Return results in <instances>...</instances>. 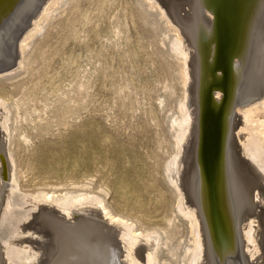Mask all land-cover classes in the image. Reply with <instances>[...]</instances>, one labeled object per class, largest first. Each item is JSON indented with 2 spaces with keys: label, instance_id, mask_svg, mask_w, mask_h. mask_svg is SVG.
I'll use <instances>...</instances> for the list:
<instances>
[{
  "label": "rangeland",
  "instance_id": "374dc122",
  "mask_svg": "<svg viewBox=\"0 0 264 264\" xmlns=\"http://www.w3.org/2000/svg\"><path fill=\"white\" fill-rule=\"evenodd\" d=\"M168 1L172 5H169ZM171 1L167 0L161 6L162 4L156 0H58L40 21L41 30L34 32L28 37L30 39L26 40V46L23 48L25 50L23 52L18 50L22 61L19 67L16 62L9 59L10 45L6 37L8 29L2 30V25L0 26V125L3 124L6 128L0 126V141L2 140L0 143L4 142L5 149L1 157L10 154L8 159L0 158V182L7 186L16 185L9 199L11 212L15 218L12 219L13 226L10 225L5 230L0 229L1 249L4 248L5 241L8 244L22 240V236H17L19 231L16 228L23 225V220L29 222L34 218L33 222L36 220L37 223L40 219H44L43 221H50L47 223L50 226L48 229L52 227L49 231L54 230L52 232L59 233L61 230L63 233V230L69 228L68 231L65 230L67 234L63 235H68L69 239L72 236L71 246L74 252L76 251L74 257H78L79 263L87 264L89 260V264H94V261L103 264L108 258L109 262L116 261L115 264L118 262L135 264L132 260L128 261L129 257H126L125 253H118L119 249L114 250L117 245V248H121L124 244L120 238L115 239V243L121 242L119 245V243L115 244L114 240L111 244L104 239V243L100 238L101 243H99L98 237H93L101 231L111 234L108 227L102 225L103 219L99 220L102 224L98 221V225L97 223L95 225L94 222L98 219L89 215L87 217L85 212L70 210L66 214V211L54 207L51 201H39L36 208L28 199L32 200L35 195L41 193L52 196L86 193L90 197L92 194L95 195H92V198L98 196L97 198L102 200L105 207L108 206L106 209L113 215L129 218V222H133L137 227L142 223L150 225L149 228L154 227L160 239L163 237L158 249L159 264L165 261L171 264H184L183 248L191 244L189 223L176 208L177 191L168 179L165 169L172 155L178 154L177 151L181 149L175 147L176 127L172 125V121L180 114L183 98L187 96L186 87H182L185 86L182 84L183 77L179 75L182 76V70H186L187 75H190L188 60L184 65L182 56L176 55L177 52L175 53L171 46L172 40L177 36L175 34L179 35L181 41L184 40L180 27L173 21L178 17L180 19L178 21H184L185 15L190 20L196 16L192 19L194 25L191 26L203 63L202 76H200L202 86L197 102L198 117L200 110L206 108V104H209L207 109L210 110L211 116H215L216 112L220 116L227 105L238 104L243 95L242 90L237 91L233 85L236 80V73L233 72L234 62L239 63L242 59H246L254 35L264 30V0H251L249 3L250 12L254 7L256 9L248 19L242 46L237 56L234 48L239 24L236 22L237 17L232 18V15H228L226 7L228 0H219L213 12L208 10L211 0H194L197 3L187 0L191 2V6L185 0L183 2L181 0L182 3L179 2L180 0H173L172 3ZM164 7L169 10V17ZM190 10L193 13L194 10L197 11V14L193 15ZM188 14H192L193 17ZM21 20L18 18L17 21L10 20L9 29L15 28ZM227 21L229 24L226 23ZM29 22L28 25L31 24V21ZM25 28L22 29L23 32ZM27 28L30 29V26ZM27 28L25 32L29 30ZM258 28L259 31H256ZM23 32L21 31L20 36ZM2 36L5 37L4 40ZM215 61L218 63L217 66L214 65ZM222 71L225 74L221 84L216 77L221 75ZM217 83L221 84V90L212 88V86L218 88ZM230 85H232L231 90ZM215 92H219L222 96L221 107L214 101ZM206 97L209 102H205ZM228 98L229 104H225L224 100ZM210 99H214L217 108L210 105L212 104ZM235 108L232 113L237 111L235 117L240 119L242 114L239 110H243L245 106L237 105ZM263 110L264 108L257 104V111L253 117L264 119ZM4 119L7 121L5 122ZM240 128L241 125L239 127L237 125L232 131L233 134L237 133L236 142H240H235L237 145L242 142L240 135L248 132L246 129L240 131ZM239 153L241 154L240 151ZM240 154V157L244 156L243 153L242 156ZM6 164L10 169L5 166ZM12 176L13 180H11ZM220 176L219 173L217 178L219 179ZM223 184L222 182L221 187L217 186L216 190L219 188L222 194L224 192L222 196L224 212L230 215L231 207L227 202L228 195ZM125 186L133 191L132 195L137 193L135 199H129L130 204L126 206L123 205V198L118 190ZM202 188L205 190L204 184ZM259 201L255 202L258 208ZM135 202L138 205L134 204ZM42 205L47 206L45 210H42L44 208ZM79 206L84 208L83 205ZM139 206L140 213H137L135 209ZM39 210L43 211L44 215L49 214L48 219L44 218L42 213L39 215L37 213ZM26 211L30 213L28 216H23ZM51 212H54V215ZM35 213L39 216L38 219L41 216L42 218L38 220ZM143 213L145 219L140 218ZM225 213L224 216H227ZM78 217L85 218L84 222L89 220L92 222L89 221L90 225L88 222L83 223L82 218ZM15 219L18 221L15 222ZM68 219L71 220L68 222ZM227 219L228 216L225 217V221ZM43 221L42 224L38 222L37 225H44L43 229L48 231L45 227L47 224L46 222L43 224ZM73 222L79 225L82 222L83 225L81 224L80 227ZM155 223L158 225L156 226ZM253 225L257 227L258 224L256 222ZM94 226L95 228L99 226L96 232ZM211 227L208 226V229L210 228L208 238L211 240L209 244L213 249L211 253L215 264H241V261H244L242 264L264 263V251L258 247L259 245L256 252L251 247L248 251L245 248L240 250L238 246L235 247L236 241L231 240L233 235L229 232L228 226L223 228L225 231L216 233ZM164 230L168 233L165 234ZM76 231H79V234ZM86 233L89 235L87 236ZM20 234L24 235L23 237L37 238V235L35 237L30 231ZM85 236L88 238L90 236L89 239L93 241L90 243ZM86 241L88 248L85 246ZM95 241L100 245L96 246ZM92 242L95 246H91ZM101 244H103L102 248L107 246L104 249H110V253L116 251L115 254L118 256L115 257L112 253V257L108 250L104 254L105 250H102ZM111 246H115L114 249ZM82 248H86V251ZM3 252L2 249L0 253L3 261L0 260V263L9 264ZM216 253L217 257L214 256Z\"/></svg>",
  "mask_w": 264,
  "mask_h": 264
},
{
  "label": "bare ground",
  "instance_id": "6f19581e",
  "mask_svg": "<svg viewBox=\"0 0 264 264\" xmlns=\"http://www.w3.org/2000/svg\"><path fill=\"white\" fill-rule=\"evenodd\" d=\"M57 1L58 0H18V2L14 1L15 3L9 8L8 12L0 20V26L2 25V30L8 29L7 34L6 33H4V34H6V37L8 38V40H7L8 45H10V49L8 48V50L11 54V55H9V59L12 60L13 62H16L17 64L16 63L15 64L18 67L21 65V62H22L21 57H19V55H20L19 51L23 52L25 50V49L23 50V48H25L24 46H26L25 45L26 40L28 39L29 36H32L34 32L38 31L41 28L40 27V21L44 18V16L46 14H48L49 11H51L50 9H52V7L55 6ZM156 1L161 3L162 5L161 4L160 5L163 6L167 0H156ZM174 1H177V0H174ZM185 1H187V0H185ZM190 1L192 2V0H190ZM172 2H173V0L171 1V3ZM179 2H181V0ZM182 2H183V0H182ZM188 2L189 1H187V3ZM191 2H189L190 6H191V4H190ZM167 3L169 5H172V4H170V1H168ZM193 3H197V2L194 1ZM179 4H177V5H179ZM180 5H182V4H180ZM189 5L187 4V6H189ZM182 6H181V8H182ZM184 6H185V4H184ZM177 7H180V6H177ZM175 8L176 7H174V9ZM197 8H198L197 10L199 11V7H197ZM164 9L166 10V14L168 16L169 10L166 7H164ZM175 10H174V12L176 14ZM179 11L177 12V14L179 13ZM171 12H173V11L171 10ZM190 12H192V11L190 10ZM194 13L197 14V11L194 10ZM194 13H193V15H194ZM163 14H165V13H163ZM188 15L191 16L192 14H188ZM193 15L191 17H193ZM185 16L186 17H183L184 21H178V20H180V19H178L179 17L176 20L174 18V16H173V18L176 21L174 19H173L174 20L173 21L172 17H171V20L174 22V24L180 27V32H181L182 36L184 37V40H183L184 42H183V41H181V38L179 37V35L175 34L177 36L175 37V40H172L173 44L171 46H173L174 52L175 53L177 52L176 55L179 54L180 57L182 56V60H183L184 65L187 63V60H188L187 65L189 66V68H188V66H187V68L189 69L188 74L190 73V75L189 76L187 75L186 70H182V71H181V69L179 70V74H180V71L182 72V76L181 75H179V76L183 77V81H182L183 83L182 84H185V86L182 85V87L183 88L186 87L187 96L186 95H185L186 97L184 96L185 99L183 98L184 101L181 102L182 106L180 107V114H179L178 118H176L172 121V125L176 127L174 129L175 147L181 148V149H179L177 151L178 154H175L174 156L172 155V158L169 160L168 163L166 161L167 164L165 166V169L167 172L168 179L174 184V187L176 189L175 191H177L176 196H178V198L176 197L177 198L176 208H177L178 212L183 216V218H186L188 220V223H189V233L191 236V238H190L191 244L183 248L184 249L183 256L185 257L184 264H215V262L213 261L214 258H212L213 253H211V250H213V249H211L212 246L209 244L211 240L208 238V233H209V229H210V228L208 229V226L211 227V225H213V227H211V228H213V231H215V233L218 231H220V232L221 231L223 232V230L225 231V229H223V228L228 226L230 228L229 232L232 233V235H233L232 238L230 236L229 239L230 238H231V240L234 239L236 241L235 247L238 246V248L240 250H243V248H245L248 251V248L251 247L252 250L256 252L257 248L260 247L261 250L264 251V119L253 117L257 111V104H259L261 107L264 108V30H261V32L259 31V28L256 30L259 32H257V34L255 33L256 35H254V38L251 41V45L247 50L246 59L245 60L242 59L239 63L237 61L234 62V69L235 70L233 72L236 73V80H235L233 85H235L234 87H236L237 91L242 90V92H243L242 93L243 95H242L240 101L238 102V104H231L230 106L227 105L228 107L226 106L227 108L226 107L224 108L223 113L220 116L217 114V112L214 114L215 116H211L210 110L207 109V106L209 104H206V108L200 110L201 111L200 117H198L197 102L199 100V96H200L199 93H200V89L202 86L200 76H202L201 68L203 66V63H202V60L200 58L201 56H200V52L198 50V47L196 46L198 43L196 42V40L193 37L194 29L191 26V25H194L192 19L196 16H194L191 19L192 21L189 19V17L187 15H185ZM17 18L19 20L22 19L21 22L19 21V23H17L15 28H13L12 30L9 29V26H11L10 22L11 21H17ZM3 20L4 21L6 20V21L3 22ZM181 20H182V17H181ZM29 21H31L30 25H28V23H30ZM25 26H27V27L30 26V29L26 27L27 29H29L26 32H25V30H26ZM23 28H25L24 32L22 30ZM262 28H263V26H262ZM21 31L23 32V35L20 36ZM3 37L4 36H2V39H3ZM188 54H190V56H187ZM179 62H181V61H179ZM223 68H224V66H223ZM217 73H219V71H217ZM224 74H225V72L222 71L221 75H218V76L216 75L217 76L216 80L218 79V83L219 82L221 84L223 83L222 77ZM218 83L216 85H218ZM221 84L218 85L219 86L218 88L216 86H212V88L221 90L222 89ZM215 94H216V97H214V98H216V99L215 100L210 99V103H212L210 105L213 106V108H217L216 106H218V105L221 107L222 96L219 94V92H215ZM235 95H237V93ZM213 100L216 101V103H218V105L214 104ZM205 102H209V99L207 101V97L205 99ZM237 105L243 106V107L245 106V108H243V110H239L240 111L239 113L242 114V116L240 115L241 116L240 119H239V117H237V118L235 117L236 116L235 114L237 113V111H236V113L234 111V114L232 113V110ZM263 112H264V110H263ZM201 113H204L205 123H204V121H203V123H201L202 122L201 121ZM6 121L7 120H5V122ZM2 122H4V121H2ZM201 125L202 126L204 125L203 138H204V149H205L204 153H205V163H206L205 169H206L208 174L207 173L204 174V169H203V167H201V164H200V127H201ZM237 125H238V127H239V125H241L240 131L244 130V129H246L248 131L245 134L240 135L241 141H242L240 145L236 144L238 142V141L236 142V139H238L237 133L233 134V132H232L233 129L235 128V126H237ZM0 126H2L4 128L3 124H1ZM5 126L7 127V125H5ZM4 129H6V128H4ZM14 129H15V127H14ZM240 131H238V132H240ZM234 137H235V139H234ZM238 137H239V134H238ZM3 143L2 144L0 143V158L6 157V156L1 157V155H2L1 153L5 150L3 148ZM238 143H240V142H238ZM4 147H6V146H4ZM239 151L241 152V154L239 153ZM242 153L244 154L245 157L242 156L243 155ZM8 154H9V152H8ZM8 154H6V155H8ZM239 154L243 158L240 157ZM9 155L7 157H9ZM5 166H8V165L6 164ZM9 169H10V167H9ZM12 173L13 172L11 171V175H12ZM219 173L221 174V176L218 179L217 175ZM11 180H13V176H12ZM222 182L225 184V189H226L225 191L227 193V194L226 193L225 194L228 195V201L227 202L231 207V210L229 211L230 215H227L224 212L225 209H224V204L222 202V196H223L224 192L222 194L221 189H219V188L216 190L217 186L221 187ZM13 184H14V182H13ZM203 184H204L205 190L202 188ZM224 184H223V187H224ZM15 186L12 184L7 186V185H4L0 182V229L4 228L3 230H5L10 225L13 226V220L12 219H14L15 217L13 218L9 199H10V194L13 192V189L15 190ZM118 190L120 191L119 192L120 195H122L121 198H123L122 203L124 206L129 205L130 202L128 200L129 199L130 200L135 199V196L137 195V193L135 195H132L133 191L128 189L126 186L120 187ZM67 194H64L62 196H60V195L59 196H52V195H47L45 193H41V194L35 195L33 197L36 200L35 199L33 200V198H32V200L30 198H28V199H29V201L33 202L32 204H34V207L39 205L37 203L39 201H45V202L51 201V203L53 202L52 205L54 204L53 205L54 207L56 206V208H59V210L66 211V214L70 210H71V212H75V211H80V212L82 211V213L85 212V213H87L86 216L89 215L92 218L98 219L96 222H94L95 225L99 220L103 219L104 220V221L102 220L103 224L101 223V221H99V222L102 225L107 226L109 229V232L111 234H109L108 232H104V231L102 232L101 230H99V231H101L100 232L101 234L103 233L102 235L98 232V234L96 233L93 236V234H91V232H90L91 236H93L95 238L98 237L97 238L98 241H100L99 238L102 241H104V239H105L108 243L110 241L111 244L113 243L112 240H114V243H115V239L120 238L124 242V244L121 246V248L120 247L117 248L118 245L117 246L115 245L117 242L115 244H113L116 246V248L114 249L115 246H113V247L111 246V248H113L114 250L119 249L118 253H120V252L125 253L126 257H129L128 261L132 260L135 264H159V262H158V255H159L158 249H159L160 242H162L161 239L163 237L160 239V236L154 227L149 228L150 225L148 226L147 224H144V223L140 224L137 227V226H135L136 224L135 225L133 224V222H131V221L129 222V218L121 217V216L115 215V214L113 215L111 212H109L110 210L106 209L108 206L105 207L104 204L102 203V200L100 198H97L98 196L92 198L93 194L91 195V197H90V195H88L86 193L80 194V195H78V194L77 195H72V194L67 195ZM203 194H204V196L206 195L205 200L203 199ZM93 196H95V195H93ZM224 198L227 199L226 196H224ZM223 201H224V199H223ZM257 201L260 202L259 208H258L257 204L255 203ZM48 204H50V203H48ZM98 204H99V206H98ZM134 204H136V202ZM222 204H223V206H222ZM45 205H47V204H45ZM45 205L44 206L42 205V207H44V208L40 207V210H41V208H42V210L43 209L45 210L46 209L45 207H47ZM79 205H83L82 207H84V208H81ZM136 205H138V204H136ZM138 209H140V206L135 209L137 213H140V210H138ZM40 210L37 213L38 214L42 213L43 217L45 216L44 218L47 217V219H48L49 214L46 213L47 210L45 211V213L47 215L46 214L44 215V212L43 211L40 212ZM52 210H53V208H52ZM27 211H26V214L23 216H26V215L28 216V214L30 212H27ZM29 211H30V209H29ZM53 213L51 212L52 215H54ZM224 213H225V215L228 216L227 221H225V217H227V216H224ZM70 214H68V215H70ZM72 215H73V213H72ZM60 216H58V217H60ZM86 216H84V217L87 218L88 216L87 217ZM36 217L38 219L39 216L37 215ZM29 218H31V217H29ZM40 218H42V216ZM71 218H73V217H71ZM78 218H82V217H78ZM92 218H90V219H92ZM140 218L145 219L144 213L140 215ZM140 218H139V220H140ZM23 219H24V217H23ZM58 219H60V218H58ZM73 219H75V218H73ZM84 219L82 218L83 223H87V222L89 223V221H91V220H89V221L84 222ZM170 219H172V218H170ZM26 220H28V219H26ZM33 220H34V218H33ZM33 220H31L29 222H26L25 220H23V225L20 227L17 226L18 228H16V229H18V231H19L17 236H22V240H20L19 242L14 241V242H11L8 244L4 240L5 246L2 249L4 250L3 253L6 256V260L8 261L9 264H82V263L78 262V257L77 258L74 257L76 251L74 252L73 246H71V245H73L71 242L73 240L72 236L70 238L72 240H70L67 237L68 235H63V234H67V233H65V230L68 231L69 228L63 230L64 232L61 233L62 231L59 229L61 226L60 225L58 228L60 230V232L55 233V232H52L54 230L49 231L50 229H52V227L50 229H48L50 226L47 223L50 221L46 222V221H43L44 219L43 220L40 219L41 221H43V224H45L44 222H46V224H47V225H45V227H46V230H48V231H45V228L43 229L44 225H41L42 223L40 220L37 221V223L38 222L41 223L40 225L39 224L37 225L36 220L34 221L35 222L34 223ZM51 220H53V219H51ZM69 220H71V219H68V222H69ZM165 220H166V218H165ZM16 221H18V219H15V222ZM60 221H62V219H60ZM60 221H59V223H60ZM77 221L78 220H76V222ZM172 221H173V219H172ZM82 222H80V225H79V223L78 224L74 223V224L79 225L81 227V224L83 225ZM226 222L228 224H226ZM256 222L258 224L257 227H255L253 225ZM168 223H169V220H167V225L169 226ZM225 224H226V226H225ZM75 225H74V227L76 229H78ZM89 225H90V223H89ZM89 225H87L88 228H89ZM97 225H98V223H97ZM157 225L158 224H156V226ZM66 226L68 227L69 225L67 224ZM99 226H101V225H99ZM99 226H97V228H99ZM53 227H54V225H53ZM91 227H93V226H91ZM95 227L96 226H94V229H96L95 230V232H96L98 229ZM102 227H100V228H102ZM157 228H159V227H157ZM166 228H165V230H167ZM62 229H64V228H62ZM70 230H72V229H70ZM165 230H164V233L165 234H166V232L168 233L169 227H168V231H165ZM211 230H210V232H211ZM7 231H9V230H7ZM27 231L28 232L30 231V233L33 235L35 234V237L37 235V238L32 239V237L29 238V236L23 237L24 235L20 234V233H24V232L26 233ZM76 232L79 234V231H76ZM82 234H84V233H82ZM212 234L213 233H211V236H212ZM13 235H11V236H13ZM71 235H73V234H71ZM81 235H80V237H82ZM86 235L88 236L89 233L88 234L86 233ZM87 236H85V237H87ZM217 236H218V234H217ZM89 238H90V236H89ZM89 238H88V241H90V243H91V241H93V240H90ZM222 238L225 239L224 237H222ZM96 242L97 241H95V243L92 242V245L91 244L90 245L93 246L94 244H96ZM85 243L87 244V241ZM99 243H101V241ZM104 243H105V241H104ZM120 243H119V245H120ZM165 243H166V241H165ZM212 243H214V242H212ZM25 244H28V245H25ZM103 244H101L102 245L101 248L103 247ZM111 244H109V246ZM221 244H223V243H221ZM230 244H231V242H230ZM97 245L98 244H96V246ZM164 245H166V244H164ZM214 245H213V247H214ZM1 246H3V245L1 244ZM85 246L87 248L89 247L88 244ZM82 247H84V245ZM105 247H107V246H105ZM104 248H102V250ZM173 248H175V247H173ZM214 248L216 249V247H214ZM2 249L0 248V251ZM82 249L85 250L86 248L85 249L82 248ZM239 249H237V250H239ZM75 250H77V249H75ZM102 250H101V252H102ZM107 250H105V252L103 251L104 254L106 253ZM110 251H109V253H110ZM116 251H113L112 253L115 254V253H117ZM215 251H217V250H215ZM219 251H220V249H219ZM34 252L36 254H39V255H36ZM99 252H98V255H99ZM109 253L107 252V255ZM112 253H110V255ZM238 253H240V252H238ZM82 254H83V252H82ZM91 254H92V252H91ZM1 255L2 254L0 253V260H2ZM87 255H88V253H87ZM116 255L117 254H115V257L118 256V255L117 256ZM214 256L217 257V253L214 254ZM79 257H82V256L79 255ZM84 258L87 259L86 257H84ZM94 258L95 257H93V259ZM96 258H97V255H96ZM111 258H109V259H111ZM113 259L115 260L117 258H113ZM91 260L92 259H90V261ZM240 260L241 259H239V261ZM87 261L89 262V260H87ZM118 261L119 260H117V262ZM80 262H83V261H80ZM88 262H87V264H89ZM96 262H97V260H96ZM115 262L114 263H112L111 261L109 262L108 258H107V261L105 260V262L103 264H115ZM242 262H244V261H241V264H242ZM99 263H100V261H99ZM94 264H97V263H95V261H94ZM116 264H126V263L125 262H118ZM163 264H171V263L165 261Z\"/></svg>",
  "mask_w": 264,
  "mask_h": 264
},
{
  "label": "water",
  "instance_id": "95a60500",
  "mask_svg": "<svg viewBox=\"0 0 264 264\" xmlns=\"http://www.w3.org/2000/svg\"><path fill=\"white\" fill-rule=\"evenodd\" d=\"M14 1L18 0H0V20L4 17V15L8 12L9 8L15 3ZM16 2V3H17ZM219 2V0H211V5L209 4L208 6V10L210 12H213L214 7L216 6V4ZM251 2V0H228V3L226 4L227 7V12L228 15H232L237 17V21L239 24V30H238V34H237V39H236V44H235V55L237 56L238 52L241 49L242 46V42L244 39V31L246 29L247 23L249 22L248 19H250V17L252 16V13L255 12V7L254 10L252 12L249 11V3ZM256 6V3H255ZM255 15V14H254ZM227 24L228 21L226 22ZM226 24V25H227ZM224 29V27H222ZM217 60V59H216ZM218 63H214L215 66H217ZM231 86L230 85V90H231ZM231 93V91H230ZM230 95V94H229ZM225 104H229V98L224 100ZM205 119L204 113H201V123H203ZM205 123V121H204ZM203 134H204V125L200 127V164L201 167H203L204 169V174L207 173L205 167H206V163H205V149H204V138H203ZM208 174V173H207ZM217 237V235H216Z\"/></svg>",
  "mask_w": 264,
  "mask_h": 264
}]
</instances>
